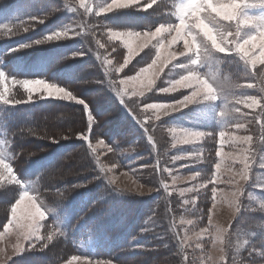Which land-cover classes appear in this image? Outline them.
I'll list each match as a JSON object with an SVG mask.
<instances>
[{
	"label": "rangeland",
	"instance_id": "1",
	"mask_svg": "<svg viewBox=\"0 0 264 264\" xmlns=\"http://www.w3.org/2000/svg\"><path fill=\"white\" fill-rule=\"evenodd\" d=\"M6 1L11 5L14 10L19 11L20 15L21 9H26L28 12H30L27 4L17 6L16 3L18 0ZM57 1L61 2L63 5H65L66 8L69 9L73 21L70 26L64 25L58 27L55 25H51L49 27L42 26L38 28L37 23L30 22L28 24L29 30L27 32H21L19 36L26 35L29 32L34 31V33H38L35 39V41H38L43 40L46 36L53 34L56 31L69 30V35L67 39L51 42H60L63 43V46L67 44L74 46V44H76V41L79 40L81 44L76 47L74 46L77 49L76 53L70 56L68 59L76 63H81L84 59H90L92 66L87 77L85 78V84L82 86L81 91L77 90L75 92L74 89L72 91L78 96L79 99H83L84 95H90V83L98 84L100 89L98 92H96V94L100 93L101 95L98 96L99 99L97 100V102H103L106 106L109 107H116L117 110V105L111 104L110 102L112 100H116L117 103H119L123 114L130 113L132 115L133 124L135 126H138V129H140L142 133V140L141 143H139L140 148L134 146L128 149L127 147H125L124 152H122L121 149H115L114 147L106 143L99 134L100 128L103 127L104 129L103 125L105 124V120L100 119L97 124H94V120L96 119L93 117L92 128L89 131L88 120L87 127H85L88 112L85 111L83 105L76 104L73 101L54 100L51 98L46 99H49V101L54 104L46 105L48 104L47 102L37 106L31 105L30 102L26 103V105H31L29 106L30 108L25 110L22 109V107H24L21 106L22 104H0V141H11L12 139V141H14L12 145L13 150L15 148L23 149L21 158H26L27 162H32L33 164H36L35 162H40L38 165V168L40 170H42L47 165H52L56 163L59 169L55 173L57 179L54 181V183L52 182V186L57 185L56 189L59 194H68V201L73 196H80L79 189L82 190L87 185V183H85L84 187L74 186L81 185L82 181L84 180V177L87 176V174H89V176L91 175V172L87 171V169H89L92 171L93 174H96L99 180L109 185L111 187V190H115L121 200L133 202L126 204L122 207L129 214V229L128 232L122 234L123 240L125 241L134 225L141 223L143 226L142 234L145 236H154V241H157L160 247L154 249L155 251L157 250V253L151 251L149 248H141V251H146V253L139 260L127 264H178V262L183 259L184 256L187 257L186 264H211V261L208 257V252L211 251L209 237H203L199 241L201 244L204 245L203 250L195 248L194 245H191L190 247L185 249L183 254L179 252L180 242L184 236V228L187 227L180 224L181 217L183 216L185 218L196 219L198 223L197 225H194L192 227H207L209 208L211 207L212 203L211 193L208 189H205L204 191H201L199 193H193V195H199L197 209L195 211H187L185 208L180 207L182 203V198L179 197L177 193H173L172 196L167 197V199H165L167 194L164 192L160 181L161 179H163L165 182L171 183V179L167 173L163 172V168L167 167L169 169H173V174H175L176 169L180 170L181 175L200 173L202 178L208 179L214 169V164L219 160V158L216 156V151L221 150L222 152H227L229 150V145L223 141V138L219 137V132L225 131L227 133L233 131L232 125L236 122V120H241V122L247 123L248 130L246 134H252L254 136V140L257 139L258 142H264L261 141V137L264 134L261 133V128L259 127V123H257L256 120V117L259 116L262 112H264V110L257 109L255 111H252L250 109L242 107L241 105H235L232 102L233 99L237 96H264V76H262L260 72L261 68L264 67V65H258L255 70H251L246 69L242 61L233 62V60L230 58H218L217 56V60L209 61L197 66L200 75L208 79L209 82L213 84L219 96V99L217 101L212 102L205 101L203 103H193L188 107L181 108L179 111L172 112L167 116L161 115V118L158 121L155 120L154 115L151 112L144 113V116L152 117L151 121L145 122V126L148 129V131H146L144 128L141 127L140 123H138L137 121L138 118L141 121H143L144 119L139 115L138 109L131 106L129 98L127 96L124 97L126 101H129L127 105H123L119 102L120 97L118 95V90L122 86L119 85L118 81L119 79L134 75L141 67H144L148 63H150L151 59L154 58L155 50L152 49L151 46H149V48L145 49L144 52L137 56L127 66V68H125L124 71L119 74V77H116L114 73L106 74L102 55L100 58H97L96 55L98 51L102 54L103 50L97 49V46L92 37L81 31L80 27L77 26L76 21H103L105 25L109 26V18L112 22L118 21L120 12H123L124 16L126 15L124 13H127L129 11L134 12V10H148L154 16H157L159 18L163 17L160 18L162 19V22L160 23H174L176 22L175 17L171 16V13L175 11L176 5L185 2V0H158L157 4H154L151 8L147 7L148 0H138V3L134 4L130 8L116 9L112 12L105 13L100 17L82 16L81 14L83 13V8H78L77 11H72L71 0H69V3L67 5L65 4V0H56V2ZM58 2L57 6L59 4ZM88 2L89 5L92 7L93 12H95L98 11L101 7L106 6V4L111 2V0H88ZM2 3L3 2L0 1V14L3 13L6 15H4L5 19L2 15H0V31H3L8 28V26H6L9 23L7 17L11 15V13L7 15L6 11L9 9H7L5 5L6 3ZM47 9L48 11L45 12L46 16L42 15V11L37 17L34 16L33 18H36L35 20H43V23L48 21L53 22V20L56 21L58 14H60V11L55 8V5H50L47 7ZM246 12H248V14L250 15H264V10L262 9H247ZM128 14L132 16L133 13L129 12ZM10 19L12 18L10 17ZM105 20H107V22H105ZM2 22H6V25H2ZM20 23L21 20L19 21L18 26H21ZM120 24L121 23L119 22V25ZM1 26H4L5 29H1L3 28ZM11 26H13V24H11ZM139 27L144 28L147 26L141 23ZM114 29L126 30L125 28L123 29L120 27ZM76 32H81V34L76 35ZM97 35H99V31H97ZM4 42V46L0 44V52H2L3 47H5L4 53H7L6 55L8 57V60L6 63L2 61V65L0 64V71H3L7 78L39 79L33 77V75L47 70L44 65L47 63L46 60L48 59V50L52 47L49 45H53L51 44V42L38 45L34 43L25 44L23 38L10 41V38L8 37H6ZM22 45L32 46L20 48L21 50L19 51H14V49H10L11 46L15 49H18ZM176 49L182 50V45H177ZM122 53L123 49H121L119 53H113V56L122 58ZM233 58L239 59L235 56H233ZM191 59V56H181L179 60L174 61V63H188ZM65 65L66 63L61 62L58 67H63ZM58 67L49 69L51 70L50 73L57 71L56 68ZM170 70L171 65H169V68L165 70V72L161 75L160 79L157 81V89L162 87H168L170 85V82L178 78L179 75L187 74V72L183 69H175L171 71ZM64 74L70 77L76 75L71 72H64ZM99 74L102 76V78L100 76V79H97V76ZM91 78H93V80L90 82ZM237 83H252L254 86L251 88L237 89L235 87ZM54 84L66 88L65 85H61L56 82H54ZM157 89H154L152 93L148 94L147 102L170 103L182 99L184 96L190 95L192 92L191 88H180L179 90L172 93H161L158 92ZM86 98L89 100L88 97ZM38 100L39 98H36L33 100V102H37ZM216 103H218L219 106ZM142 106L143 105L141 104L140 107ZM234 107H240L241 111L248 113V115L243 118L237 117L236 114L232 112V109ZM187 109H195L194 115L192 117L190 115L191 119L181 120L184 124H177L175 121L170 124L175 118V116H179L178 114L180 112ZM100 111L101 108H97V112ZM221 112H225L227 114L221 115ZM26 113H28L29 116H26ZM81 114L83 115V117L81 116ZM114 114H117V112ZM215 114L218 115L217 123L219 131H204L206 133H212V135L209 137H205L197 144L180 145L177 148L170 147L172 142V134L169 129L175 127L188 131L203 132V130L201 129L207 126L208 124L212 123L213 116ZM25 120H31L35 122L32 128L36 129L38 135H27V126H25L24 124ZM76 120L80 122V127L81 125L82 127L80 128V130L76 129L77 131L73 132L74 129L71 130L69 122H75ZM52 125H55L56 129H53ZM8 126H12L13 129H25V132L23 134L21 133V136L24 137L22 138L24 140L21 141L22 145L19 144L18 141L14 140V136L12 135V133L10 135L8 131ZM45 134H47L50 138H41L45 136ZM79 134H86L88 136V139H79ZM62 136H67L69 138L61 139ZM149 136L153 137L152 141L148 139ZM53 139L59 142L52 143ZM79 140L85 142V145L83 144L82 151L80 153H76L73 157H71L69 154L66 158L70 159L57 158V153L54 148L55 146H59L65 143L73 144ZM101 140L104 141L103 144L100 143ZM89 144H92L95 147V152L92 151V148L89 147ZM153 144L156 145L155 148H153ZM221 144L223 145L222 148ZM5 147H7V145H5ZM108 148H112L113 151L109 152L107 150ZM45 149L49 150V152L43 155H37L43 152ZM138 149H140V151H138ZM9 153H12V148H10L5 153L4 158L6 162L10 161L11 156ZM192 153H200L201 157L204 159V162L198 163L195 160L187 159L178 161L176 163H172L170 161L171 156L188 155ZM261 156H264V147L260 149V153L257 156V163H259ZM129 157H132V159L130 160V162H126V159H128ZM113 164H116L117 166L113 168ZM125 172L128 173L127 176L123 175V173ZM253 172V180L249 182V185L246 188L245 195L251 194L257 199L264 200V188L259 187L258 182L255 179L256 175H260L261 179L264 180V169L254 167ZM129 176H131L132 179H129ZM113 178L116 180V184H112L109 182L110 179ZM132 180H135L136 183L140 186L143 185V187H141L139 190L131 191L116 189V185H119L121 189H135V185L132 183ZM23 183L29 191H33V189L30 188V185L33 184L34 194L38 195L39 199L44 200L45 203L49 207H51V204L45 199V197H43L42 193L39 191V186L36 182L26 181ZM66 183H69L72 188L67 189ZM187 186L190 185H180V187ZM211 187L212 185H209V189ZM220 187L224 186L221 185ZM8 189L10 190V197L12 198L13 202L18 199L17 196L21 191L20 189H16L15 187L9 188V185L0 188V216L3 215V198L6 197V195L3 194L7 193ZM149 189H157V191H153L150 193ZM188 207L190 208L191 205H189ZM73 208L74 207L68 205L64 213L56 214V219L59 218L61 221H65L71 216ZM19 212H22V214L18 213V216L22 217L21 223L26 222V217L31 215V210L28 208L19 209ZM54 213H56V210L55 212H47L46 217L53 215ZM98 214L103 215L102 210L95 211L92 216ZM105 214L114 216L115 211L111 212L109 206ZM149 217H152V220H149ZM9 219H11V207L8 211L6 219L0 222V233L3 232L4 226ZM98 222L99 224L101 223V221ZM260 222H264V214L249 213L242 211L237 216V218L232 221L230 231L246 229L249 228L250 225H254ZM46 223L47 218L42 222V224L45 226L42 229V235L45 233V231H54L52 229L46 230ZM120 224L121 221L119 220H111L107 222L104 221L105 227H108L109 225L118 226ZM145 229H147V231H145ZM250 230L255 233L251 237V243L257 245L258 248L264 249V243H262L264 242V230H259L256 227H251ZM16 231H19V229H10L9 233L4 234L3 239H0V249L3 250V253L0 254V264H3V262L5 261L6 264H11L14 259L22 256L27 251H43L47 250L50 246L56 244V235L54 236L53 241L51 243H48L47 247L43 248L41 246L45 243L44 240H41L38 243H36L35 241L25 242V249H29L31 243H35V248L31 250H26L21 254L17 255L13 252L15 244L18 242L16 239ZM160 237H163V239H161ZM121 240V237H117L114 242H119ZM246 251L247 249H245V252ZM75 257H79V260L74 259ZM86 259L92 260L93 262L110 261V264H122L121 262H116L111 259H95L88 258L85 256H69L56 264H82V261ZM229 259H231V255L229 256ZM260 259L261 258L256 257L254 260V264H259ZM140 260L142 262L138 263V261Z\"/></svg>",
	"mask_w": 264,
	"mask_h": 264
},
{
	"label": "clouds",
	"instance_id": "2",
	"mask_svg": "<svg viewBox=\"0 0 264 264\" xmlns=\"http://www.w3.org/2000/svg\"><path fill=\"white\" fill-rule=\"evenodd\" d=\"M157 2L158 0H150L147 7L151 8ZM68 3L69 0H65V4ZM136 3H138V0H111L106 6L93 12L88 0H71L72 11L83 8L81 15L85 17H100L109 11L130 8ZM247 9L264 10V0H185V2L176 5L175 11L171 13L176 22L160 23L154 29L149 27L146 30H119L105 25L103 21L96 20L91 22L88 20L76 21V23L81 31L92 37L97 49L103 50L102 54L98 51L96 55L97 58L102 55L106 74L114 73L116 77H119V74L145 49L151 46L155 50L154 58L151 59L150 63L141 67L134 75L118 81L119 85L122 86L119 89V102L127 105L130 101L131 106L138 109L139 115L147 122L152 117H146L144 113L151 112L157 117L162 113L170 114L179 111L178 106L185 105L190 99V96L186 95L183 99L170 103L147 102L148 94L157 89V81L169 68V65H171V70L183 69L187 74L179 75L178 78L170 82L168 87L159 88L157 91L172 93L180 88H189V82L195 81L202 89V97L198 103L209 100L217 101L219 96L213 84L200 75L196 65L217 60L218 54L238 57L246 69L255 70L258 65H264V15H250L246 12ZM28 30L29 28L24 26H18L15 31L6 29L0 31V39H4L8 34L20 35L21 32H27ZM97 31H99V35H97ZM80 34L81 32H76V35ZM53 36L57 40L67 39L68 32L66 30L56 31L53 35H48L43 40L35 42L52 40ZM177 45H182V50L176 49ZM21 47H31V45H22ZM121 49H123L122 58L113 56V53H119ZM193 52L196 53V56L188 63H174L181 56L188 57ZM260 72L264 76V67L261 68ZM235 87L242 89L251 88L253 85L237 83ZM125 96L129 98V101L124 99ZM66 97H71V100L66 99ZM36 98L73 101L76 104L83 105L85 111L89 113L88 127L91 128L92 117L89 105L85 100L79 99L73 91L50 83L45 79H9L3 71H0V104L30 103ZM232 102L252 111L264 110V102L256 96H237ZM141 104L142 107H140ZM232 112L240 118L248 115V113L242 112L240 107H234ZM226 114L221 112V115ZM256 120L257 123H260L259 116L256 117ZM26 128L27 135H38L36 129ZM232 129L233 131L227 133L225 131L219 132V137L223 138V141L229 145V150L227 152L216 151L219 160L214 164V169L208 179L202 178L200 173L181 175L179 169H176L175 174H173V169L165 167L163 172L168 174L171 183H167L163 179L160 183L167 194L165 199L172 196L173 193H177L182 198L180 207L185 208L187 211L197 209L199 195H193V193H199L205 189H208L211 193L212 203L209 208L207 227H192L198 223L193 218L182 216L180 219V224L187 226L184 228V236L180 242L179 252L181 254L191 245L203 250L204 245L199 241L203 237H209L211 251L208 252V257L211 264H254L256 257L261 258L259 264H264V249L251 243V237L255 233L250 230L251 227L264 230V222L250 225L246 229L230 231L232 221L242 211L264 214V200L257 199L251 194L245 195L246 188L254 177V167L264 169V156H261L259 163H257V156L260 149L264 147V142H258L257 139L254 140L252 134H246L248 125L241 122V120H236L232 125ZM169 131L172 134L171 148L186 144H197L205 137L212 135V133L192 132L175 127L169 129ZM24 132L25 129L22 128L21 133ZM261 133L264 134V127L261 128ZM12 135L15 136L16 133L14 132ZM41 138L49 139L50 137L45 134ZM68 138L67 136L61 137V139ZM261 141H264V135H262ZM57 142L59 141L52 140V143ZM101 142L103 143V140ZM13 143L14 141H0V188L6 185H17L21 191L19 198L11 205V219L8 220L3 232L0 233V239H3L4 234L9 233L10 229H19V231H16L18 242L13 249V252L17 254L25 242L35 241L38 243L44 240L45 243L41 247H47L48 243L53 241L50 232L45 231L43 235L41 234L42 229L45 227L42 222L46 219L45 212L41 210V207L52 211L54 209L49 207L44 200L38 198L41 206L33 205V207H35L36 215L40 217V222H37L35 227L28 231L26 235H22L24 229L19 224L22 217L18 216L21 203L25 200L31 202L33 197H38V195L34 194L33 184L30 185L33 191L26 188L13 165L6 162L4 158L5 153L12 147ZM155 147L156 145L153 144V148ZM22 152L23 149L15 151L12 158H18ZM186 159L195 160L198 163L204 162L200 153L170 157L172 163ZM116 166V164L112 165L113 168ZM255 179L258 186L264 188V180L261 179V176L256 175ZM183 184H189L190 186L180 187ZM209 185H212L210 189ZM221 185L224 187H220ZM74 187H77V185ZM153 191H157V189H149L150 193ZM189 205H191L190 208ZM149 220H152V217H149ZM59 235H64V233L59 232ZM160 238L163 239V237ZM34 248L35 243H31L30 248L25 249V251ZM245 249H247L246 252ZM230 255L231 259H229ZM186 259L187 257L184 256L178 264H186ZM3 264H6V261ZM82 264H84L83 261Z\"/></svg>",
	"mask_w": 264,
	"mask_h": 264
},
{
	"label": "trees",
	"instance_id": "3",
	"mask_svg": "<svg viewBox=\"0 0 264 264\" xmlns=\"http://www.w3.org/2000/svg\"><path fill=\"white\" fill-rule=\"evenodd\" d=\"M55 8L60 11V15L57 17L56 21L53 20V22L48 21L45 23H38V20H36L32 22H21L20 25L28 26V24L31 22L37 23V27L39 28L42 26L49 27L51 25L68 22L69 16L66 12L65 6H62V4H58L57 6V4H55ZM47 11L48 9L46 7L43 8L42 15L46 16L45 12ZM63 11L67 14L66 19L62 17ZM17 22L18 20L11 21L8 24V28H11L13 29V31H15L18 27ZM105 22H107V20H105ZM11 24H13V26H11ZM108 24H110L109 26L111 27L113 26V22L110 18L108 20ZM37 35L38 33H34V31L21 36L8 34L4 37V39H0V44L4 46L6 37L10 38V40L23 38L25 44H30L35 42ZM56 43L60 42H51V44L53 45H49L52 47L48 50V59L46 60L47 63L45 64V67L48 69L49 66L52 65L53 68H55L58 67L61 62L66 63V65L56 68L57 71H54L52 74V81L61 85H65L66 88L70 91H72L73 89L75 92L77 90L81 91L82 86L85 84V78L87 77L92 67L90 59H84L81 63L71 61L68 58L75 54L77 49L69 44L63 46V43ZM76 44L77 46H79L81 42L78 40L76 41ZM3 60L4 62H7L8 57L6 54L3 55ZM64 72H71L76 75L70 77L66 76ZM100 76L101 75L99 74L97 76V79H100ZM92 80L93 78L90 79V82ZM90 86V95H84L83 100L87 101L90 112L96 119L94 120V124H97L100 119L104 120V116L99 117L97 108H101L102 111L105 103L97 102V100L99 99L98 96L101 95L100 93L96 94V92H98L100 89L99 85L90 83ZM86 97H88L89 100ZM46 102H48V105L54 104L49 100L45 101L44 103ZM81 116L83 117L82 114ZM69 124L71 130L74 129L73 132L77 131L76 129L80 130V128L82 127V125L80 127V122L77 120L75 122H69ZM52 127L53 129H56L55 125H52ZM85 127H87V121ZM104 129L103 127H101L99 130V134L101 135L103 140L112 147L114 144H117L121 148H125L132 144L130 143L132 135L136 136L140 134L139 130L137 131V129H135L127 119L121 120L120 116H115L111 121V125L109 126V128L106 131H104ZM14 131L18 140H24L22 139L24 137L21 136V130L16 129ZM83 144L85 145V142L80 140L73 143V149L70 153V156L73 157L76 153H80L82 151ZM137 148H140L139 143L137 145ZM138 151H140V149H138ZM47 152H49V150L45 149L43 152L37 155H43ZM66 157L61 159H70ZM58 169L59 167L56 163L50 165L47 170L45 182L39 188V191L42 193L43 197H45V199L51 204V207L54 209L53 212H55L56 210V213L48 216L46 223V230L52 229L56 232V244L43 251H27L22 256L14 259L11 264H56L69 256H81V252L79 251V244L81 242H90L96 248H102L100 253L96 255V258L111 259L116 262H121L122 264H127L139 260L146 253V251L144 252L141 251V249L131 247L129 245V240L114 242L117 236L112 232L119 226H123L129 229V214L122 207L133 202L121 200L115 190H111V187L109 185L99 180L96 174H93L89 169H87V171L91 172V175L89 176V174H87V176L84 177L81 185L83 187L85 186V183H87V185L84 188L82 187V190L79 189L80 196H73L68 201V194H59L56 189L57 185L52 186L54 181L57 179L55 173ZM66 187L67 189L72 188L69 183H66ZM3 195H6V197L3 198L4 209L2 210L3 216L5 215V218H3V220H5L6 216L8 215V211L14 202L10 197V192H7ZM85 196H88V199L87 201L83 202L82 199ZM68 205L74 207L71 216L65 221H61L59 218L56 219V214L64 213ZM109 206L111 212L115 211L114 216L105 214ZM97 210H102L103 215L98 214L92 216V214ZM111 220H119L121 221V224L118 226L109 225L108 227H105L104 221L107 222ZM98 221H101V223L99 224ZM142 229V224L138 223L133 226L129 235L134 239V241H137V245H145V249L149 248L151 251L157 253V250L155 251L154 249L160 247V245L157 243V241H154V236L151 237L150 235H143ZM59 232H63L64 235H59ZM141 262V260L138 261V263Z\"/></svg>",
	"mask_w": 264,
	"mask_h": 264
},
{
	"label": "snow or ice",
	"instance_id": "4",
	"mask_svg": "<svg viewBox=\"0 0 264 264\" xmlns=\"http://www.w3.org/2000/svg\"><path fill=\"white\" fill-rule=\"evenodd\" d=\"M150 2V0H148V3ZM72 10V9H71ZM109 12H112V11H109ZM108 12V13H109ZM32 19H36V18H32ZM43 20H38V23H42ZM24 27L26 28H29V26L25 25ZM7 29H11V28H7ZM6 30V29H5ZM68 32V35H69V30H66ZM54 34V33H53ZM53 34H50V35H53ZM59 40H62V39H59ZM51 41H58L54 36H53V39L52 40H48V41H42V42H39V43H36L34 42V44H44V43H47V42H51ZM32 46V45H31ZM22 48V47H21ZM21 49H15L14 51H19ZM82 55V54H81ZM190 56L192 58H195L196 56V53H191ZM199 66L196 65V67ZM6 76V75H5ZM7 77V76H6ZM190 84V87L192 89V92L191 94L189 95L190 96V99L186 102L185 105H180L178 106L179 107V110L181 108H186L188 107L189 105L193 104V103H198L202 97V89L200 88L199 84H197L195 81H190L189 82ZM249 84H252V83H249ZM253 85V84H252ZM254 86V85H253ZM118 95H119V90H118ZM257 97V96H256ZM258 99H261L262 102H264V96H260V97H257ZM66 99H69L71 100V97H66ZM183 99V98H182ZM181 100V99H179ZM208 102H212V101H208ZM91 117H92V121H91V125L93 124V115L90 113ZM161 115H169V113H162L159 115V117L157 116H154L155 120H160L161 118ZM147 117V116H146ZM152 119V118H151ZM151 119H148L147 121H151ZM259 119H260V123H259V127L262 128L264 127V112H262L260 115H259ZM87 120H88V123H89V113L87 114ZM138 123H140L141 127L144 128L146 131H148L147 127L145 126V121H141L139 118L137 119ZM92 127V126H91ZM91 128L88 127V130L90 131ZM192 132H198V131H192ZM78 137H80L79 139H82V140H87L88 139V136L86 134H79ZM151 138V139H150ZM148 139L150 141L153 140V137L152 136H149ZM101 144L103 143L100 141ZM89 147L92 148V151L95 152V147L92 145V144H89ZM223 147V145L221 144V148ZM111 149L112 148H108L107 150L109 152H111ZM103 170V169H102ZM111 171V170H109ZM123 175H128L127 172L123 173ZM129 179H132L131 176H129ZM110 183L112 184H116V180L113 178V179H110L109 181ZM132 183L135 185V189H131V188H128V189H121L119 185H116V189H119V190H139L141 188V186L139 184L136 183L135 180H132ZM77 187H79V185H77ZM33 205H36V206H41V202L39 201L38 197H33V200L31 202H29L28 200H25L21 203V206H20V209L22 208H28L31 210V215L26 217V222L24 223H21V220L19 221V224L20 226L24 229V232H22V235H26L28 231H30L33 227H35L36 223L37 222H40V217H38L36 215V212H35V207H33ZM41 210L45 212V218L46 217V213L47 212H52L51 209H47L45 207H41ZM22 214V212H19ZM46 220V219H45ZM147 223V222H146ZM50 235L54 236L56 235V232L53 231V232H50ZM43 248V247H42ZM25 251V248L24 246H21L20 249H19V252L17 253V255L21 254L22 252ZM3 253V250L0 249V254ZM74 259L76 260H79V257H75ZM84 264H110V261H95L93 262L92 260H84L83 261Z\"/></svg>",
	"mask_w": 264,
	"mask_h": 264
},
{
	"label": "bare ground",
	"instance_id": "5",
	"mask_svg": "<svg viewBox=\"0 0 264 264\" xmlns=\"http://www.w3.org/2000/svg\"><path fill=\"white\" fill-rule=\"evenodd\" d=\"M17 198H19V195L17 196ZM3 218H5V215L0 216V222L3 220Z\"/></svg>",
	"mask_w": 264,
	"mask_h": 264
}]
</instances>
